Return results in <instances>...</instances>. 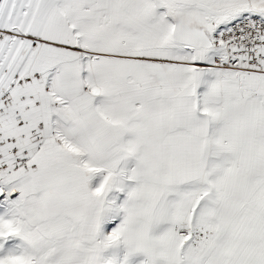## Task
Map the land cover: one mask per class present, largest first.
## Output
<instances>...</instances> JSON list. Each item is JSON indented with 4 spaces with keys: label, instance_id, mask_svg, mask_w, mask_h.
Listing matches in <instances>:
<instances>
[{
    "label": "snow or ice",
    "instance_id": "obj_1",
    "mask_svg": "<svg viewBox=\"0 0 264 264\" xmlns=\"http://www.w3.org/2000/svg\"><path fill=\"white\" fill-rule=\"evenodd\" d=\"M0 264H264V0H0Z\"/></svg>",
    "mask_w": 264,
    "mask_h": 264
}]
</instances>
